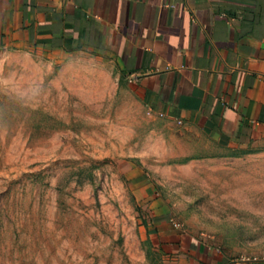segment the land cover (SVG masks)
Instances as JSON below:
<instances>
[{
  "label": "rangeland",
  "instance_id": "obj_1",
  "mask_svg": "<svg viewBox=\"0 0 264 264\" xmlns=\"http://www.w3.org/2000/svg\"><path fill=\"white\" fill-rule=\"evenodd\" d=\"M264 262V147L151 112L112 63L0 48V264Z\"/></svg>",
  "mask_w": 264,
  "mask_h": 264
},
{
  "label": "crops",
  "instance_id": "obj_2",
  "mask_svg": "<svg viewBox=\"0 0 264 264\" xmlns=\"http://www.w3.org/2000/svg\"><path fill=\"white\" fill-rule=\"evenodd\" d=\"M0 48L105 60L151 112L264 147V0H0Z\"/></svg>",
  "mask_w": 264,
  "mask_h": 264
}]
</instances>
